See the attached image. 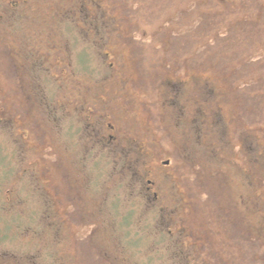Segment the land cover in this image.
<instances>
[{
	"label": "rangeland",
	"instance_id": "rangeland-1",
	"mask_svg": "<svg viewBox=\"0 0 264 264\" xmlns=\"http://www.w3.org/2000/svg\"><path fill=\"white\" fill-rule=\"evenodd\" d=\"M0 264H264V0H0Z\"/></svg>",
	"mask_w": 264,
	"mask_h": 264
},
{
	"label": "flooded vegetation",
	"instance_id": "flooded-vegetation-1",
	"mask_svg": "<svg viewBox=\"0 0 264 264\" xmlns=\"http://www.w3.org/2000/svg\"><path fill=\"white\" fill-rule=\"evenodd\" d=\"M88 104L85 103V105H83V107L81 108L83 110V115H84V118H87V121L90 122V124H94L95 122L97 121H100V118H101V115L99 112H97V107H93V108H90L89 106H86ZM81 107V105H80ZM107 116L106 118H102V119H105L104 120V124L100 126L103 127V130H99L100 132V135L98 136V139L101 140L103 143H105L106 145H109V146H116V145H119L121 144V141H122V138H121V133L123 135V132L124 130L121 128V126L116 122V118L115 116H113L112 113L110 112H105L102 117L104 116ZM112 122H115L117 124V127L114 126V123ZM151 144L155 145L156 143L153 142V141H150ZM169 161V158H164L163 160L160 159V162L162 164H167ZM156 174H160L159 171H156L155 172ZM146 189L149 190L150 188V184L149 183H153L152 179L151 178H147L146 179ZM145 189V190H146ZM146 192L148 193V191L146 190ZM151 195L153 196L154 199H152L153 201H156L157 196L158 194L156 193L155 190H152L151 191Z\"/></svg>",
	"mask_w": 264,
	"mask_h": 264
}]
</instances>
